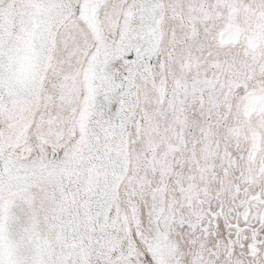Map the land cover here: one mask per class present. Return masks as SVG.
<instances>
[{
  "label": "snow or ice",
  "instance_id": "obj_1",
  "mask_svg": "<svg viewBox=\"0 0 264 264\" xmlns=\"http://www.w3.org/2000/svg\"><path fill=\"white\" fill-rule=\"evenodd\" d=\"M0 264H264V0H0Z\"/></svg>",
  "mask_w": 264,
  "mask_h": 264
}]
</instances>
